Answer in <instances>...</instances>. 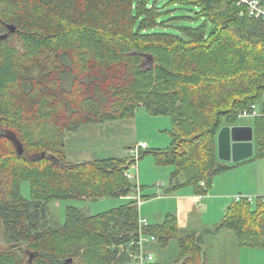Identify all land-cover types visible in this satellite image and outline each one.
<instances>
[{
	"label": "trees",
	"instance_id": "trees-1",
	"mask_svg": "<svg viewBox=\"0 0 264 264\" xmlns=\"http://www.w3.org/2000/svg\"><path fill=\"white\" fill-rule=\"evenodd\" d=\"M169 1L193 15L163 19L150 0H0V35L16 27L0 40V230L10 246L0 264H136L137 248L128 245L139 237L142 188L125 173L137 162L128 155L69 162L66 135L82 126L140 109L167 117L169 146L138 161L149 155L171 167V192L206 196L216 177L264 159V23L232 0ZM252 105L253 157L221 162L219 130L239 125ZM104 198L126 202L95 215L67 207L61 224L49 213L53 201ZM221 229L242 248H264L261 197L232 198L214 231ZM142 231L162 247L176 239L181 264H203L201 236H180L174 215Z\"/></svg>",
	"mask_w": 264,
	"mask_h": 264
},
{
	"label": "rangeland",
	"instance_id": "rangeland-1",
	"mask_svg": "<svg viewBox=\"0 0 264 264\" xmlns=\"http://www.w3.org/2000/svg\"><path fill=\"white\" fill-rule=\"evenodd\" d=\"M150 2H155L160 11L164 12L163 19L193 15L188 9L181 8L169 0H150ZM179 23L196 27L202 24V20L182 19ZM168 30L175 32V29L171 27ZM262 102H264V94ZM251 122V118H238L239 125H248ZM170 129L171 124L167 117H152L140 109L132 118L101 125L82 126L77 132L68 133L64 152L67 160L73 163L95 159L123 158L127 156L128 147L132 148L141 142L147 146L142 152L169 146L170 138L167 131ZM253 163L243 169L234 166L232 172L229 171L216 177L217 186L214 188V192L225 193L233 197L236 195L235 192L240 190L251 192L259 189L264 191V159L255 160ZM245 164L248 165V163ZM172 171L171 167L156 166L149 155L139 160L137 167L130 170V173L137 177V184L134 178L131 179L132 183L142 188L141 196H139L141 201V205L138 207L139 216L146 218L150 223L158 221L155 215L159 211L164 213L174 206L175 200L171 197H174L176 193L187 191L185 189L175 193L170 191ZM20 191L25 199H29V184L27 182L21 183ZM231 197L227 200L230 201ZM125 202L126 200L117 198H104L90 202L64 200L53 201L48 207L50 216L61 224L64 222L67 207H75L85 215H95L116 208ZM221 203V200H215L209 213L201 218L199 216L200 208H193V214L196 213L193 218L185 221L182 219V226L179 230L180 236H186L194 231L201 236L204 249H202L199 258L203 264H264V248L237 246L234 233L227 229H221L219 234L217 233L218 235L214 237L203 232L204 229L214 230L220 223L225 214V211H220ZM8 249L10 246L4 240L3 232L0 230V252ZM143 251L154 256V259L147 264H181L179 260L180 250L176 239L169 241L165 247L149 240L143 245Z\"/></svg>",
	"mask_w": 264,
	"mask_h": 264
},
{
	"label": "crops",
	"instance_id": "crops-1",
	"mask_svg": "<svg viewBox=\"0 0 264 264\" xmlns=\"http://www.w3.org/2000/svg\"><path fill=\"white\" fill-rule=\"evenodd\" d=\"M244 125H247V124H244ZM141 143H143V142H141ZM129 148L130 147H128L127 150ZM146 148H147V146H146ZM126 152H128V151H126ZM253 162H255V161H250V163L248 162V165L244 164V165L239 166L238 168H242V169L246 168L247 166L254 164ZM216 186H217L216 181H214V185H213L212 190L206 196L202 197L201 199H199V196L193 194L192 190H190L189 188H185V190H187V191H185L183 193H179V194L176 193V195L174 197H171V199L174 198V200H175L174 204H173L174 206L171 209H167L166 212H164V213L159 211L155 215L156 219L158 220V221H155V223L156 224L161 223L167 214H172L176 217L178 229L180 230V228L182 226V224H181L182 219L184 221L185 220H191L193 218V216L196 214V213L193 214V211H192L193 208H196V207L200 208L201 212H199V216L201 218L202 216H205L206 214L209 213L210 207L212 206V204H214L215 200H221L222 203L220 204V207H219L220 211L222 210V211L226 212L227 206L232 201V198L236 195L252 196V197H263L264 196L263 190L255 189V190H252L251 192L246 191V190H240L238 192H235L236 195H233V197H231L225 193H215L214 188H216ZM173 193H175V192H173ZM230 194H232V193H230ZM229 197H231L230 201L227 200V198H229ZM144 219H146V218H144ZM148 223H150V222L148 221ZM151 224H154V223H151ZM214 230L204 229L203 232L214 237V236L218 235L219 232L221 231V230H219V231H214ZM196 234L198 235V233H196ZM236 241H237V238H236ZM237 244H238L237 246H239L238 241H237ZM201 247H202L201 249H204L203 241H202ZM153 259H154V256H153Z\"/></svg>",
	"mask_w": 264,
	"mask_h": 264
},
{
	"label": "built area",
	"instance_id": "built-area-1",
	"mask_svg": "<svg viewBox=\"0 0 264 264\" xmlns=\"http://www.w3.org/2000/svg\"><path fill=\"white\" fill-rule=\"evenodd\" d=\"M237 6L243 7L245 13L247 14L248 17L254 18V19H259L264 23V1L263 0H232ZM259 116L258 110L256 109L255 106H251L249 109L244 110L238 118H253ZM143 149H146V144L145 143H140L136 144L134 147L130 148L128 150V156L131 157L134 162H138V158L140 153L142 152ZM137 167V164L135 168ZM125 176L129 179H137V177L133 176L130 172H126ZM159 185H161L159 183ZM203 186L204 184L201 183ZM204 196H199V199H201ZM235 201H239L241 199H247L249 202H253V200L256 197L252 196H243V195H236L233 197ZM137 205L140 207L141 201L139 198V192L137 193ZM261 201L264 204V196L261 197ZM138 225H139V237L136 241H133L128 245V247H131L132 245L136 246V250L134 252L133 258L136 261V264H147L153 260V255L152 254H146L143 251V245L150 241H155L156 238L153 235H147L143 233L142 228L148 225V222L144 218H139L138 220Z\"/></svg>",
	"mask_w": 264,
	"mask_h": 264
},
{
	"label": "water",
	"instance_id": "water-1",
	"mask_svg": "<svg viewBox=\"0 0 264 264\" xmlns=\"http://www.w3.org/2000/svg\"><path fill=\"white\" fill-rule=\"evenodd\" d=\"M264 1V0H263ZM7 32L0 35V40H6L9 34L16 31L12 24L6 26ZM149 65L152 58L147 57ZM18 154L22 150L18 148ZM254 155L253 128L250 125L224 126L217 134V158L223 163L237 164L252 158ZM31 258V257H30ZM72 260L68 259L67 263Z\"/></svg>",
	"mask_w": 264,
	"mask_h": 264
}]
</instances>
